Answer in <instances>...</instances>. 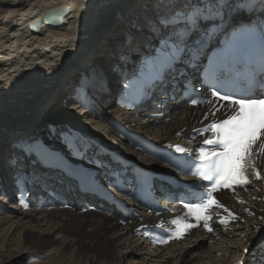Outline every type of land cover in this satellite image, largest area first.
Instances as JSON below:
<instances>
[{
	"label": "bare ground",
	"instance_id": "bare-ground-1",
	"mask_svg": "<svg viewBox=\"0 0 264 264\" xmlns=\"http://www.w3.org/2000/svg\"><path fill=\"white\" fill-rule=\"evenodd\" d=\"M181 2L0 0V264H27L30 253L45 258L43 264H56L59 258L63 264H264L260 143L253 146L245 166L248 183L213 193L222 207L211 210L212 232L187 209L165 204L153 210L142 202L145 192L148 197L153 193L154 175L164 166L150 158L152 152L142 151L140 143L175 147L180 153L177 147L193 148L186 139L194 136L199 158L200 149L210 151L204 144L212 136L202 130L232 113L212 100L193 107L177 105L171 112L161 104L163 97L146 99L142 73L162 47L155 21ZM188 2L185 8L194 0ZM262 7L264 0H228L223 21H217L223 30L244 18H257L264 25ZM94 59L105 65L101 73L93 72ZM84 78L92 86L82 96L75 83ZM39 131L46 145L88 170L87 183L70 177L75 188L89 189L76 198L67 192L70 202L31 198L26 192L30 186H13L18 171L13 160L21 157L18 175L32 170L35 178L29 176V181L57 187L65 196L67 188L56 176L64 173L36 165L21 147ZM63 132L87 145L86 157L102 166L74 159L61 142ZM4 172L13 173L11 186ZM78 200L88 201L90 207L78 206ZM100 201L104 213L96 207ZM222 219L228 222L221 224ZM173 220L194 226L173 238Z\"/></svg>",
	"mask_w": 264,
	"mask_h": 264
},
{
	"label": "snow or ice",
	"instance_id": "snow-or-ice-1",
	"mask_svg": "<svg viewBox=\"0 0 264 264\" xmlns=\"http://www.w3.org/2000/svg\"><path fill=\"white\" fill-rule=\"evenodd\" d=\"M227 8L228 0H207L206 3L194 0V3L186 8L183 3H178L172 11L162 13L163 18L155 21L159 32L158 46L162 45V47H159V55L152 66L147 72L142 73L145 77L143 86L162 84L169 75L175 79L177 76L184 77L191 71L198 70L211 41L223 31L222 23L217 21V17L222 22L224 19L222 13L226 14ZM222 43L223 46L216 48L207 57V64L203 66L202 75L205 83L209 78L218 79L222 72L235 71L237 46L227 39ZM261 73L264 74V66L261 67ZM261 88H264V83L261 84ZM218 92L217 88L212 91L211 96L222 101H229V104L234 106V112L227 119L212 123L202 130L201 134L210 131L214 135V139H207L205 144L218 146L220 150L200 149L199 159L203 168L192 173L201 175L206 180L215 178V184L208 189L207 199L184 205L188 214L196 221L203 220V226L207 232L213 231V228L209 226V221L212 219L211 210L214 207H222L213 198V192L221 186L231 188L233 185L248 183L245 166L248 164L253 146L261 136H264V99H232L228 94L218 96ZM192 103L197 104L198 101L192 100ZM61 142L74 159H87L88 163L102 166L100 161L86 157L88 146H82L76 137L65 134ZM21 147L29 156L34 155L44 167L60 171L83 183L91 179L88 170L80 165L72 164L61 151L49 147L40 139L25 142ZM176 151L185 150L177 148ZM256 178L260 179L259 173H256ZM224 211L228 212V209L225 208ZM228 216L236 219L231 212H228ZM227 222L226 219L220 220L221 224ZM172 223L177 225V230L172 234L173 238L177 239L185 230L194 226L180 223L178 220H173Z\"/></svg>",
	"mask_w": 264,
	"mask_h": 264
},
{
	"label": "rangeland",
	"instance_id": "rangeland-1",
	"mask_svg": "<svg viewBox=\"0 0 264 264\" xmlns=\"http://www.w3.org/2000/svg\"><path fill=\"white\" fill-rule=\"evenodd\" d=\"M188 1H190V0H188ZM188 1H185V0H182V2L181 3H183V4H185V3H189ZM160 2V1H159ZM263 8V11H264V7H262ZM91 67H92V70H93V72H96V71H98L99 70V72L101 73V71H102V68H103V70H104V67H105V65H103V63L102 62H100V61H98V59H94L93 60V62L91 63ZM95 75V77H96V73L94 74ZM100 75V74H99ZM79 81V82H78ZM78 81H76V83H75V86L78 84L79 85V87H81V92L80 93H85L86 92V89H85V87H87L88 88V90L91 88V86L92 85H90L92 82L89 80V82L90 83H88L86 80H85V78L84 79H80V80H78ZM85 81H86V83H85ZM81 83H85L86 84V86L84 87V85H82ZM82 85V86H81ZM90 85V86H89ZM83 87V88H82ZM87 90V91H88ZM83 91H85V92H83ZM67 93H69V92H67ZM79 93V94H80ZM77 95V94H76ZM82 96H84V95H82ZM79 97V96H78ZM80 97H81V95H80ZM88 115V114H87ZM45 134H43L41 131H39L38 132V135H37V137H34V139L33 140H35V139H44V136ZM63 135H65V133L63 132ZM115 147H117L123 154L126 152V150H121V149H123L120 145H115ZM20 158L21 157H15V159L14 160H16V163H17V165L19 166V161H20ZM38 162V164H36V165H40V162L39 161H37ZM109 163H111L110 161H108ZM16 164H15V166H17ZM44 167V166H43ZM52 170H48V172H51ZM6 173H7V180H8V183H10V186L12 185V180H13V173H9V172H4V174L6 175ZM16 175V174H15ZM14 175V180H15V182H13V186H14V188H18V184H16V180H18V179H20L19 180V182L18 183H24L25 184V188H26V186L28 187V186H31V183L29 184V176L32 178H35V173L32 171V170H27V172H25V173H21L20 175H16L15 176ZM63 174H61V175H56V176H58V178H57V180L60 178V176H62ZM26 180V181H25ZM58 182V181H57ZM78 183L80 182V181H77ZM17 185V187H16V185ZM62 184V183H61ZM76 184V182H75V180H73V179H70L69 181H68V183L67 184H63L64 186H65V188H67L66 189V192H64L63 194L65 195L64 196V198L66 199V201H68L67 199L69 198V196H67L68 195V193L67 192H69V190L71 189V187L70 186H72V185H75ZM50 186H52V185H50ZM50 186H47L46 187V189H45V193L43 192H41L42 193V195H40V196H35V194H34V192H33V194H31L32 192H30V191H27V194L29 195V194H31V198L33 197V198H38V197H41V199H42V201H46V200H48V197H50V196H48V195H46L47 193H50L51 192V189H49L50 188ZM52 188V187H51ZM27 189V188H26ZM30 189V188H29ZM49 189V190H48ZM55 191L56 190H58V188L57 187H55V189H54ZM43 191V190H42ZM59 191V190H58ZM58 191L56 192V193H58ZM61 193V191L58 193V195H60V196H63V195H61L60 194ZM93 196V195H92ZM52 198V197H51ZM35 200V199H34ZM34 202H36V201H34ZM56 202H58L59 203V201L57 200ZM56 202H55V205H58V204H56ZM68 202H70V201H68ZM71 204H73L72 202H71ZM54 205V206H55ZM86 205H89V204H86ZM43 206H46V205H43ZM88 207H90V205L88 206ZM98 209V208H97ZM98 210H100L102 213H104V212H106V210L104 209H98ZM11 245V247H15L16 246V244L15 243H13V244H10ZM148 247H150V248H152L151 247V244H148ZM30 256H28L27 257V260H26V263L28 264V263H38V264H43L42 262L45 260V258H42L41 257V255L40 254H36V253H30L29 254ZM41 258V259H40ZM29 259V260H28ZM43 259V260H42ZM38 261V262H37ZM62 260H61V258H59L57 261H56V264H63V262H61ZM40 262V263H39ZM6 264H11L10 263V260L6 263Z\"/></svg>",
	"mask_w": 264,
	"mask_h": 264
}]
</instances>
